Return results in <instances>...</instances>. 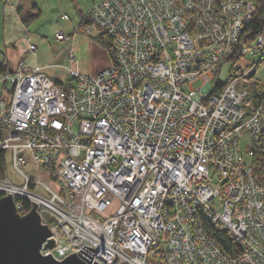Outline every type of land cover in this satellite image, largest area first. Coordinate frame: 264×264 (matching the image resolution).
<instances>
[{"label":"built area","instance_id":"1","mask_svg":"<svg viewBox=\"0 0 264 264\" xmlns=\"http://www.w3.org/2000/svg\"><path fill=\"white\" fill-rule=\"evenodd\" d=\"M256 17L254 0H101L74 33L109 37L112 65L91 76L70 67L64 83L23 60L1 74L11 90L0 99V150L23 181L8 175L0 192L20 211V198L37 204L55 243L44 255L264 264V186L249 161L264 132V83L258 105L251 96L264 54ZM28 156L50 182L25 171Z\"/></svg>","mask_w":264,"mask_h":264},{"label":"crops","instance_id":"2","mask_svg":"<svg viewBox=\"0 0 264 264\" xmlns=\"http://www.w3.org/2000/svg\"><path fill=\"white\" fill-rule=\"evenodd\" d=\"M99 1L101 0H35L41 9V16L50 18L35 31L30 30L32 24L25 25L21 13L17 12V6L21 3L22 13H30L29 1H0V64L13 69L23 60L31 67H42L50 78L60 83L70 80V67L90 76L109 67L113 63V57L97 43L95 37L74 33L76 26L88 18L93 5ZM50 24L51 27L48 26ZM61 35L64 36L63 39L60 38ZM28 36L37 47L34 53L29 52ZM70 53L75 56L73 62H70ZM254 77L260 85L264 83V61L256 67ZM2 87L0 99L5 92V86ZM28 161L27 171L31 175L50 182L49 175L33 162L31 156H28ZM13 174L18 182L23 181L21 176L15 172Z\"/></svg>","mask_w":264,"mask_h":264},{"label":"water","instance_id":"3","mask_svg":"<svg viewBox=\"0 0 264 264\" xmlns=\"http://www.w3.org/2000/svg\"><path fill=\"white\" fill-rule=\"evenodd\" d=\"M50 236V227L42 222L35 202L22 215L12 195L0 198V264H91L76 254L63 260L44 255L43 249L55 246Z\"/></svg>","mask_w":264,"mask_h":264},{"label":"trees","instance_id":"4","mask_svg":"<svg viewBox=\"0 0 264 264\" xmlns=\"http://www.w3.org/2000/svg\"><path fill=\"white\" fill-rule=\"evenodd\" d=\"M3 1V0H0ZM31 3V12L28 14L22 13V4H18L17 11L21 13L22 20L26 26L30 25L34 20L38 19L42 13L39 6L35 3V0H27ZM254 3L257 7V17L251 24L250 29L254 30L256 33H259L264 26V0H254ZM97 43L107 49L109 53L113 56L112 42L109 37L102 35L95 37ZM264 61V54L258 61V65ZM257 65V66H258ZM8 68L4 64H0V74H3L7 71ZM252 98H254L255 105H258L262 93L260 90V84H256L251 93ZM262 147L255 151L254 156H252L249 161L258 177L259 182L264 186V132L261 135ZM10 165L9 153L5 150H0V179H5L8 176V166ZM33 187L34 185L31 184ZM64 192V190L62 191ZM3 193L0 192V198L3 197ZM23 206V210L28 212L31 210V202L28 199L20 198L18 199ZM208 233L213 237L227 252L231 254H237L240 252L239 245L232 239V237L227 233L220 231L211 226L206 227Z\"/></svg>","mask_w":264,"mask_h":264},{"label":"rangeland","instance_id":"5","mask_svg":"<svg viewBox=\"0 0 264 264\" xmlns=\"http://www.w3.org/2000/svg\"><path fill=\"white\" fill-rule=\"evenodd\" d=\"M49 15V14H48ZM50 18L49 17H44V16H40L38 19L34 20L30 26V30L32 31H35L37 30L41 24H43L46 20H49ZM47 23V22H46ZM45 26V25H44ZM49 27H51V24L48 25ZM77 27V26H76ZM44 27L41 28V31H43ZM30 31V32H32ZM76 34H85V33H76ZM87 36H90L88 34H85ZM28 39H30V36H28ZM0 46H2V41H1V32H0ZM64 46V45H63ZM64 50V48H63ZM260 58V55L259 54H256V55H250L249 57H247V60H258ZM231 65L232 63L231 62H228V61H225L224 62V65H223V69H222V72H221V80L222 81H226L228 76H229V70L231 68ZM1 83V87H0V91L3 90V83L0 81ZM8 88H5V92L3 93L4 96L6 97H9V91L11 90V86H7ZM251 134L249 133V131H246L245 132V135H244V138L241 140V150L242 152L245 154L246 156V160H248V156H247V152L250 148V145H251ZM25 171L27 170L25 167H24ZM13 168L9 165L8 166V175L9 176H13L15 177L14 179L17 180V177L13 174ZM18 175V174H17ZM19 176V175H18ZM52 185H53V188L55 189V191H57L59 193V189H60V184L57 182V181H52L51 182ZM116 204H114L110 209H109V212L112 211L113 208H115ZM19 210V209H18ZM19 212L24 215V214H27L28 212H25L24 210H19Z\"/></svg>","mask_w":264,"mask_h":264},{"label":"bare ground","instance_id":"6","mask_svg":"<svg viewBox=\"0 0 264 264\" xmlns=\"http://www.w3.org/2000/svg\"><path fill=\"white\" fill-rule=\"evenodd\" d=\"M18 12V11H17ZM31 40V39H30ZM32 42V41H31ZM33 43V42H32ZM36 51H37V47H36ZM34 53V52H33ZM75 57V56H74ZM113 57V56H112ZM22 61V60H21ZM20 62V61H19ZM26 199V198H25Z\"/></svg>","mask_w":264,"mask_h":264}]
</instances>
